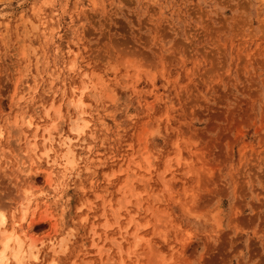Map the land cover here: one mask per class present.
Here are the masks:
<instances>
[{"label": "rangeland", "instance_id": "374dc122", "mask_svg": "<svg viewBox=\"0 0 264 264\" xmlns=\"http://www.w3.org/2000/svg\"><path fill=\"white\" fill-rule=\"evenodd\" d=\"M0 156L24 264H264V0H0Z\"/></svg>", "mask_w": 264, "mask_h": 264}, {"label": "bare ground", "instance_id": "6f19581e", "mask_svg": "<svg viewBox=\"0 0 264 264\" xmlns=\"http://www.w3.org/2000/svg\"><path fill=\"white\" fill-rule=\"evenodd\" d=\"M72 66V65H71ZM73 67H74V65H73ZM69 69V68H68ZM67 69V70H68ZM80 87H81V85H80ZM27 88V87H26ZM71 90V89H70ZM99 91V90H98ZM88 94V93H87ZM93 94V93H92ZM54 95V94H53ZM79 99V98H78ZM78 101V100H77ZM80 101H81V98H80ZM80 101H78V102H80ZM50 102V101H49ZM72 102V101H71ZM77 102V103H78ZM40 104V103H39ZM81 104V103H80ZM76 105V104H75ZM73 107H74V104L72 105ZM78 106H80V105H78ZM76 107V106H75ZM74 107V109L76 110V108H78V107H76L75 108ZM66 108H67V106H66ZM80 108V107H79ZM79 110V112L82 110L81 108L80 109H78ZM59 111V110H58ZM46 113V112H45ZM47 115V114H46ZM45 115V116H46ZM55 117V116H54ZM78 117H80V114H79V116ZM16 119L17 118H15L14 120V122H13V124H16ZM61 121H62V119H61ZM77 121H78V119H77ZM24 123H25V126L27 127V128H30L31 126H32V124H31V120L29 119V118H26L25 119V121H24ZM53 123V122H52ZM20 126V125H19ZM19 126H17V127H19ZM51 126V125H50ZM48 127V126H47ZM52 127V126H51ZM35 128V127H34ZM37 128V127H36ZM76 127H74V129H75ZM46 129V128H45ZM73 129V130H74ZM77 129V128H76ZM75 129V130H76ZM47 130H48V128H47ZM46 130V131H47ZM51 130V129H50ZM72 130V129H71ZM80 130H82V128L80 129ZM21 131V130H20ZM15 132H17V131H15ZM14 132V133H15ZM81 132V131H80ZM8 133V132H7ZM32 133V132H31ZM49 133H50V131H49ZM48 133V131L46 132V134L48 135L49 134ZM17 134V133H16ZM14 135V134H13ZM50 135H48L47 137H49ZM46 137V136H45ZM45 137H44V139H45ZM43 139V138H42ZM66 140H69V137H66ZM45 141V140H44ZM66 142V141H65ZM25 143V142H24ZM27 143H28V141H27ZM32 144V146L31 147H33L32 149H35V145L33 144V143H31ZM30 144V145H31ZM29 145V144H28ZM67 145V144H66ZM70 148V147H69ZM31 149V150H32ZM71 149V148H70ZM2 151V150H1ZM4 151V150H3ZM48 151V150H47ZM5 152V151H4ZM47 152H45L44 154L45 155H47L46 154ZM69 153V152H68ZM67 158H73V154H70V155H68V156H66ZM0 158H1V156H0ZM169 158V157H168ZM18 161V160H17ZM68 161V160H67ZM33 163V162H32ZM73 162L72 161H70V163H68V164H72ZM19 164V161L17 162V166L16 167H18L19 168V166L20 165H18ZM20 164H24V162L22 163H20ZM22 167H20V169L22 168H24L25 167V164H24V167H23V165H21ZM16 169V168H15ZM21 169V172H23L24 170H22ZM25 169V168H24ZM19 175H17V176H15V177H18ZM137 176V175H136ZM50 180V179H49ZM29 202H27V204H28ZM25 209V208H24ZM7 220H6V217H5V215L2 213V212H0V264H10V261L11 260H13L16 264H24V261L27 259V258H31V259H34V260H36L37 258H38V254H37V252L34 250V248H35V245L33 244V243H29V244H27V247L25 248V242H24V238H22L21 236H19L18 234H17V232L15 231V227H13L12 226V228L11 229H8L7 227H6V222ZM19 221V220H18ZM147 223H149V222H147ZM146 225H148V224H146ZM20 227H21V229L23 230V228L24 227H22L21 225H19ZM127 228V227H126ZM27 234V233H26ZM26 239V238H25ZM138 240H139V238H138ZM138 240H137V243H136V245L135 246H139V242H138ZM67 241V240H66ZM51 245V244H50ZM52 246V245H51ZM134 246V247H135ZM60 247V246H59ZM118 248H119V246H118ZM63 249V248H62ZM132 253V252H131ZM51 260V259H50ZM27 262V261H26ZM48 264H56L55 262H53V261H50ZM72 264V263H71Z\"/></svg>", "mask_w": 264, "mask_h": 264}]
</instances>
